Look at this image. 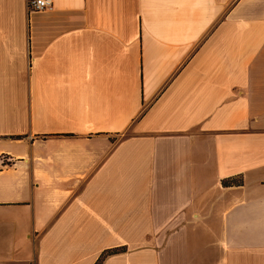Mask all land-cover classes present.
I'll use <instances>...</instances> for the list:
<instances>
[{
  "label": "crops",
  "instance_id": "1",
  "mask_svg": "<svg viewBox=\"0 0 264 264\" xmlns=\"http://www.w3.org/2000/svg\"><path fill=\"white\" fill-rule=\"evenodd\" d=\"M0 0V264H264V0Z\"/></svg>",
  "mask_w": 264,
  "mask_h": 264
},
{
  "label": "built area",
  "instance_id": "2",
  "mask_svg": "<svg viewBox=\"0 0 264 264\" xmlns=\"http://www.w3.org/2000/svg\"><path fill=\"white\" fill-rule=\"evenodd\" d=\"M27 7L29 11L46 12L52 10L51 0H27Z\"/></svg>",
  "mask_w": 264,
  "mask_h": 264
},
{
  "label": "trees",
  "instance_id": "3",
  "mask_svg": "<svg viewBox=\"0 0 264 264\" xmlns=\"http://www.w3.org/2000/svg\"><path fill=\"white\" fill-rule=\"evenodd\" d=\"M117 251H119V249H118V250H113V251H107L105 254H103V255L98 259V261H97L96 264H100L101 261H102V259H103V257H104L105 255L110 254V253H112V252H117Z\"/></svg>",
  "mask_w": 264,
  "mask_h": 264
}]
</instances>
